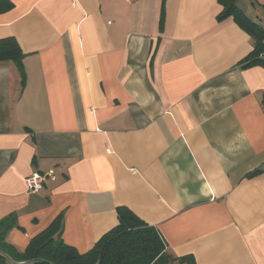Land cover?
<instances>
[{"label": "crops", "instance_id": "crops-1", "mask_svg": "<svg viewBox=\"0 0 264 264\" xmlns=\"http://www.w3.org/2000/svg\"><path fill=\"white\" fill-rule=\"evenodd\" d=\"M0 221L79 253L125 207L177 258L264 264V59L217 0H9ZM264 30V0H238ZM262 59V58H261ZM259 173L253 174L254 171ZM45 174L37 193L24 179Z\"/></svg>", "mask_w": 264, "mask_h": 264}, {"label": "trees", "instance_id": "trees-1", "mask_svg": "<svg viewBox=\"0 0 264 264\" xmlns=\"http://www.w3.org/2000/svg\"><path fill=\"white\" fill-rule=\"evenodd\" d=\"M219 20L231 17L254 41L252 60L248 65L263 61L264 30L238 4V0H217ZM13 8L9 0H0V14ZM24 54L12 37L0 39V66L13 64L22 74ZM260 170L254 171L253 176ZM117 225L99 238L93 247L79 253L61 239V218L57 217L46 229L30 239L20 252L6 241L13 224L0 221V264H195L190 256L181 258L167 249L156 230L125 207L117 208Z\"/></svg>", "mask_w": 264, "mask_h": 264}, {"label": "built area", "instance_id": "built-area-1", "mask_svg": "<svg viewBox=\"0 0 264 264\" xmlns=\"http://www.w3.org/2000/svg\"><path fill=\"white\" fill-rule=\"evenodd\" d=\"M260 58L264 59V51ZM46 179L47 176L45 174L34 173L24 179V184L29 193H37L42 189Z\"/></svg>", "mask_w": 264, "mask_h": 264}]
</instances>
